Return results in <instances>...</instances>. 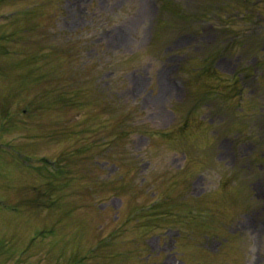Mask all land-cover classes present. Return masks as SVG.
Listing matches in <instances>:
<instances>
[{
  "label": "rangeland",
  "instance_id": "rangeland-1",
  "mask_svg": "<svg viewBox=\"0 0 264 264\" xmlns=\"http://www.w3.org/2000/svg\"><path fill=\"white\" fill-rule=\"evenodd\" d=\"M249 1L0 0V264H264Z\"/></svg>",
  "mask_w": 264,
  "mask_h": 264
}]
</instances>
